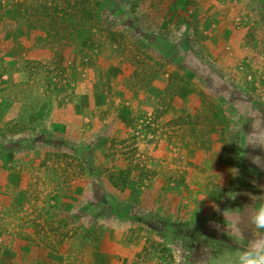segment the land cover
I'll list each match as a JSON object with an SVG mask.
<instances>
[{
	"label": "rangeland",
	"instance_id": "obj_1",
	"mask_svg": "<svg viewBox=\"0 0 264 264\" xmlns=\"http://www.w3.org/2000/svg\"><path fill=\"white\" fill-rule=\"evenodd\" d=\"M252 108L264 1L0 0V264L235 250Z\"/></svg>",
	"mask_w": 264,
	"mask_h": 264
},
{
	"label": "clouds",
	"instance_id": "obj_2",
	"mask_svg": "<svg viewBox=\"0 0 264 264\" xmlns=\"http://www.w3.org/2000/svg\"><path fill=\"white\" fill-rule=\"evenodd\" d=\"M242 117L247 119V123L250 122L251 131L242 129L238 144H242L244 149L253 150L247 153V159L256 169L264 172V113L255 108L249 109L246 116L238 112L235 117L237 124ZM256 150H259V155L254 154ZM232 171L233 174L239 172L238 169ZM251 184L257 189L256 192L231 194L233 199L239 195L245 196L248 203L237 209H226L223 213L225 219L230 218L228 230L238 247L235 250L226 248L216 255H208L206 249L198 264H264V184H259L255 179Z\"/></svg>",
	"mask_w": 264,
	"mask_h": 264
},
{
	"label": "trees",
	"instance_id": "obj_3",
	"mask_svg": "<svg viewBox=\"0 0 264 264\" xmlns=\"http://www.w3.org/2000/svg\"><path fill=\"white\" fill-rule=\"evenodd\" d=\"M264 0H257L258 4H263Z\"/></svg>",
	"mask_w": 264,
	"mask_h": 264
}]
</instances>
